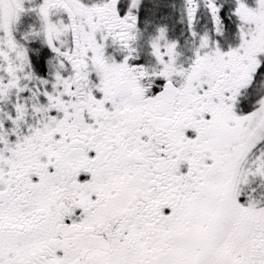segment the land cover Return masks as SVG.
<instances>
[{
	"label": "snow or ice",
	"instance_id": "snow-or-ice-1",
	"mask_svg": "<svg viewBox=\"0 0 264 264\" xmlns=\"http://www.w3.org/2000/svg\"><path fill=\"white\" fill-rule=\"evenodd\" d=\"M0 264H264V0H0Z\"/></svg>",
	"mask_w": 264,
	"mask_h": 264
}]
</instances>
